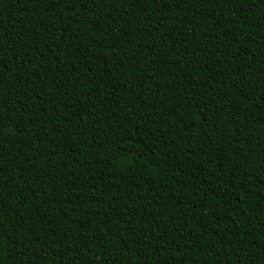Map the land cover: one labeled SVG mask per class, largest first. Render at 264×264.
I'll use <instances>...</instances> for the list:
<instances>
[{
  "label": "trees",
  "instance_id": "obj_1",
  "mask_svg": "<svg viewBox=\"0 0 264 264\" xmlns=\"http://www.w3.org/2000/svg\"><path fill=\"white\" fill-rule=\"evenodd\" d=\"M0 264H264V0H0Z\"/></svg>",
  "mask_w": 264,
  "mask_h": 264
}]
</instances>
